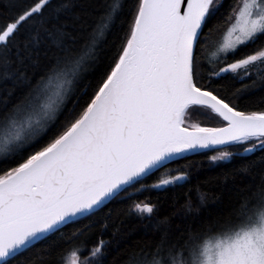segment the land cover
Listing matches in <instances>:
<instances>
[{
	"label": "snow or ice",
	"instance_id": "6c2138e0",
	"mask_svg": "<svg viewBox=\"0 0 264 264\" xmlns=\"http://www.w3.org/2000/svg\"><path fill=\"white\" fill-rule=\"evenodd\" d=\"M222 6L0 0V83L10 84L0 91V264H107L110 244L127 243L123 220L114 209L90 218L121 193L124 202L185 180L167 165L213 146L211 159L239 157L232 175L248 181L229 212L174 229L179 214L151 223L158 205L133 202L123 214L150 221V239L118 264H264V96L251 98L264 87V0L215 19ZM205 201L194 213L187 200L184 219ZM97 224L114 229L111 241H90Z\"/></svg>",
	"mask_w": 264,
	"mask_h": 264
},
{
	"label": "trees",
	"instance_id": "16d2710c",
	"mask_svg": "<svg viewBox=\"0 0 264 264\" xmlns=\"http://www.w3.org/2000/svg\"><path fill=\"white\" fill-rule=\"evenodd\" d=\"M83 3H88L90 0H82ZM98 2V0H97ZM125 4V12L128 11L129 6L134 0H123ZM238 3V0H222V7L215 14V19H222L231 10V7ZM215 19L213 23H215ZM211 26V25H210ZM227 26H221L218 31L213 35V42L218 38L221 32ZM207 31V29H205ZM111 39V37H110ZM230 60L233 57L229 58ZM92 78V75H86L85 79ZM251 80L245 79L243 84H250ZM243 84L236 82L233 85V90L243 87ZM9 85L0 83V91ZM254 96L252 99H259L260 96H264V87L258 85L254 90ZM71 107V104H69ZM192 120H195L193 117ZM191 122V120L189 121ZM213 126H215L213 124ZM216 151L215 148L201 150L184 157L174 159L167 165V169L172 170V174H178V170H183L187 173L186 179L177 182L174 185L167 186L163 189H150L143 190L135 194L132 200H126L121 202V197L125 196V193H121L119 197L108 204L107 207L97 212L95 216H92L91 221H99L108 212L109 209H114L113 215H120L123 220V231L120 233V239L125 240L127 243L117 247L116 243L110 244V251L107 257V264H118V260L121 257L125 247H131L138 243H143L150 239L146 236V231L151 232V229H146V225L150 223L148 220L138 219L135 216H127L123 214V210L133 202L150 201L153 204L158 205V214L154 216L151 223H155L156 219L161 216H171L173 213L179 214L178 218L172 219L171 223L173 228L179 225L181 228L190 227L193 221L207 220L208 217H216L226 215L232 206L236 202V189L237 187H244L248 182L241 177H234L233 171L240 166V158H232L229 160H216L213 161L211 157L212 153ZM161 169L155 175L149 176L141 181L143 185H152L156 183L157 177L161 176L164 170ZM140 184L136 185V188H140ZM129 193H134V188L128 189ZM205 206L200 209L199 217L190 216L184 219V205L187 200L193 202V212H196L195 204L200 198H205ZM89 223L88 220L71 223L66 225L62 231L65 234L71 233L76 228L82 226V224ZM114 229L109 228L107 232H102L99 224L90 235V241L103 239L105 241H111L110 235ZM59 233H57V236ZM38 245L37 247H41ZM35 251V249L33 250ZM25 255H28L27 253ZM20 259H23L22 257ZM11 264H17L16 261H12Z\"/></svg>",
	"mask_w": 264,
	"mask_h": 264
},
{
	"label": "rangeland",
	"instance_id": "374dc122",
	"mask_svg": "<svg viewBox=\"0 0 264 264\" xmlns=\"http://www.w3.org/2000/svg\"><path fill=\"white\" fill-rule=\"evenodd\" d=\"M226 34H227V27L221 32V34L218 36V38L216 40H214V42L222 43ZM191 122H195V120H191ZM221 150H223V149H221ZM217 154H218L217 150L212 153L213 156L217 155ZM165 171H167V170H165Z\"/></svg>",
	"mask_w": 264,
	"mask_h": 264
},
{
	"label": "water",
	"instance_id": "95a60500",
	"mask_svg": "<svg viewBox=\"0 0 264 264\" xmlns=\"http://www.w3.org/2000/svg\"><path fill=\"white\" fill-rule=\"evenodd\" d=\"M212 148H215V146L210 147V148H205V149H197V150H195V151H193V152L184 153V154H182L181 156L176 157L175 159L180 158V157L187 156V155H189V154H192V153H195V152H198V151H201V150L212 149Z\"/></svg>",
	"mask_w": 264,
	"mask_h": 264
},
{
	"label": "flooded vegetation",
	"instance_id": "af4514ba",
	"mask_svg": "<svg viewBox=\"0 0 264 264\" xmlns=\"http://www.w3.org/2000/svg\"><path fill=\"white\" fill-rule=\"evenodd\" d=\"M164 172H166V171L164 170ZM164 172H163V173H164Z\"/></svg>",
	"mask_w": 264,
	"mask_h": 264
}]
</instances>
